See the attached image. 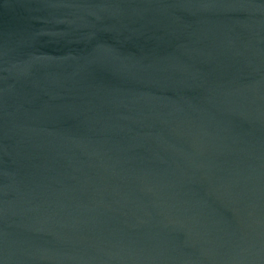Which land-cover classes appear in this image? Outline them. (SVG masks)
<instances>
[{
	"label": "water",
	"instance_id": "1",
	"mask_svg": "<svg viewBox=\"0 0 264 264\" xmlns=\"http://www.w3.org/2000/svg\"><path fill=\"white\" fill-rule=\"evenodd\" d=\"M0 264H264V0H0Z\"/></svg>",
	"mask_w": 264,
	"mask_h": 264
}]
</instances>
